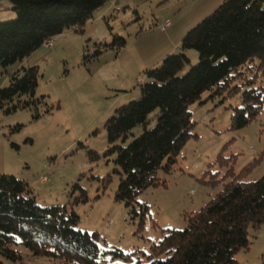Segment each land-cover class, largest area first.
Returning <instances> with one entry per match:
<instances>
[{
  "label": "rangeland",
  "instance_id": "obj_1",
  "mask_svg": "<svg viewBox=\"0 0 264 264\" xmlns=\"http://www.w3.org/2000/svg\"><path fill=\"white\" fill-rule=\"evenodd\" d=\"M222 2L109 0L82 31H65L48 42L50 45L0 70V88H4L14 72L36 66V97H44L38 105V119L33 118V109L8 114L7 106L0 108V174L26 182L41 207L73 210L79 218L76 228L98 236L96 264H122L112 259L114 251L149 263L151 247L166 231L187 228L188 216L231 180L225 176L229 168L243 182L264 174V103L247 126L232 129V116L242 107V92L247 89L245 78H235L229 88L239 86L236 92L229 95L225 90L213 98H209L210 91L205 92L200 102L189 106L192 136L170 171L157 173L159 186L147 188L129 208L114 198L121 176L115 172V155L105 156L111 146L106 120L116 108L140 97L144 71L159 66L167 55L184 53L188 57L190 63L179 76L198 63L197 52L180 50L181 39ZM11 8L9 0H0V22L15 19ZM167 21L171 26L161 32L159 27ZM114 36L123 38L124 46L84 59L96 47L110 44ZM245 72L247 79L252 76ZM260 74L255 85L264 91ZM45 106L51 108L49 113H44ZM158 116V109L149 114L147 129L155 126ZM142 131V126L135 127L125 141L115 145L127 146ZM81 192L85 201L80 199ZM75 199L78 201L73 203ZM248 239L249 248L235 255L236 264H264V224L257 231L249 228ZM13 250L20 259L11 261L0 255V264H79L33 256L22 245Z\"/></svg>",
  "mask_w": 264,
  "mask_h": 264
},
{
  "label": "trees",
  "instance_id": "obj_2",
  "mask_svg": "<svg viewBox=\"0 0 264 264\" xmlns=\"http://www.w3.org/2000/svg\"><path fill=\"white\" fill-rule=\"evenodd\" d=\"M9 1L16 17L0 22V70L22 61L65 31H82L109 0ZM124 44L123 38L114 36L110 44L96 47L84 59ZM180 50L197 52L198 63L179 76L190 63L188 57L184 53L167 55L159 66L144 71L146 81L139 85L140 97L116 108L104 124L111 145L105 156L115 155V172L121 176L114 198L126 208L147 188L159 186V171H170L192 136L189 106L200 102L205 92H211L209 98L225 90L231 95L239 88H229L232 80L245 78L242 107L235 110L231 128L241 129L258 115L264 103L263 88L255 85L257 74L264 76V0H223L182 37ZM245 71L252 76L247 79ZM37 85L36 66L14 72L8 86L0 88V108L7 106L8 114L33 109V118L38 119V105L44 97H36ZM156 109V124L147 129V117ZM50 111L45 106L44 113ZM137 126L143 128L140 135L125 147L115 145L125 141ZM225 176L231 180L197 213L188 216L187 228L167 230L151 247L152 258L147 264H236L235 255L249 248V228L257 231L264 224V174L243 182L229 168ZM80 199L86 200L84 192ZM144 211L141 209V214ZM78 221L73 210L37 205L26 182L0 174V255L4 258L20 259L13 246L22 245L33 256L96 264L98 236L78 230ZM111 255L122 264H141L133 254L114 251Z\"/></svg>",
  "mask_w": 264,
  "mask_h": 264
},
{
  "label": "built area",
  "instance_id": "obj_3",
  "mask_svg": "<svg viewBox=\"0 0 264 264\" xmlns=\"http://www.w3.org/2000/svg\"><path fill=\"white\" fill-rule=\"evenodd\" d=\"M171 26V23L170 22H165L163 25H161L160 27H159V30L161 31V32H164L168 27H170ZM46 44H48V45H50L49 43H46ZM45 44V45H46ZM45 180V178L43 177L42 178V181H44Z\"/></svg>",
  "mask_w": 264,
  "mask_h": 264
},
{
  "label": "crops",
  "instance_id": "obj_4",
  "mask_svg": "<svg viewBox=\"0 0 264 264\" xmlns=\"http://www.w3.org/2000/svg\"><path fill=\"white\" fill-rule=\"evenodd\" d=\"M168 29V28H167Z\"/></svg>",
  "mask_w": 264,
  "mask_h": 264
}]
</instances>
